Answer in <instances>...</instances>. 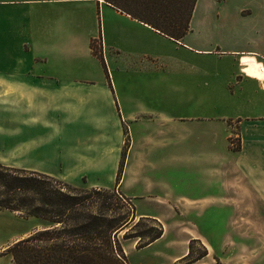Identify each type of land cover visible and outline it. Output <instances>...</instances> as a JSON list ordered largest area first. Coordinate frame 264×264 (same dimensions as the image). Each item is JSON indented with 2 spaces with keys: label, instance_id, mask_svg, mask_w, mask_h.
<instances>
[{
  "label": "crops",
  "instance_id": "obj_1",
  "mask_svg": "<svg viewBox=\"0 0 264 264\" xmlns=\"http://www.w3.org/2000/svg\"><path fill=\"white\" fill-rule=\"evenodd\" d=\"M263 2L197 0L190 32L175 42L104 0H0V163L63 180L73 163L91 188L117 186L137 220L165 228L148 249L170 236L169 212L195 211L214 226L205 211L264 208V79L253 72L254 64L264 69ZM212 33L226 37L225 50ZM214 57L229 58L230 110L217 84L207 96L202 90ZM173 98L183 110L175 116ZM233 136L240 151L230 149ZM221 146L243 169L222 160ZM172 167L200 182L198 192L171 197L156 179ZM193 240L208 250L193 264H210L212 239L203 232L185 238L174 262Z\"/></svg>",
  "mask_w": 264,
  "mask_h": 264
},
{
  "label": "trees",
  "instance_id": "obj_2",
  "mask_svg": "<svg viewBox=\"0 0 264 264\" xmlns=\"http://www.w3.org/2000/svg\"><path fill=\"white\" fill-rule=\"evenodd\" d=\"M104 2L166 38L180 42L190 32L197 0H104ZM91 48L105 66L95 43H92ZM122 169L123 163L117 181H120ZM102 197L107 198L103 201ZM115 198V194L108 191L79 190L50 176L7 167L0 163V212L21 214L27 219L39 221L44 227L35 230L28 238L8 250L14 264H125L122 251L113 240V235L130 226L135 218L125 215L121 218L111 216L107 219L102 211L91 213L86 206L103 201V210H111L107 204ZM141 220L156 224L158 231L147 237L146 243L142 234L126 238L139 239V249L155 243L164 234L163 226L157 221ZM194 242L203 247V253L191 258V245ZM207 255L208 251L203 244L193 240L189 246V254L180 262L193 264Z\"/></svg>",
  "mask_w": 264,
  "mask_h": 264
},
{
  "label": "rangeland",
  "instance_id": "obj_3",
  "mask_svg": "<svg viewBox=\"0 0 264 264\" xmlns=\"http://www.w3.org/2000/svg\"><path fill=\"white\" fill-rule=\"evenodd\" d=\"M209 40L211 43L216 44V49L219 48L221 50H225L227 48V39L224 35L212 33L209 35ZM211 59L215 62L211 61L209 65H206V67L211 71L204 73V76H202L200 80L204 96L209 94L206 90H212V88L215 89V84H217V89L220 92V103H224L225 107H228V110H230V106L233 104L235 99L231 98L226 90L228 89V83H223L225 76H228L229 74V58L214 57ZM217 68H219L218 73L216 72ZM231 86L234 92L238 91L236 83L231 84ZM172 100L174 106L173 108L175 109L173 116H175L183 112V110L181 107L177 108L179 105L175 104L178 99L173 98ZM186 115L188 117L197 116V113L187 112ZM238 141V138L234 136L229 140L231 150L235 152L241 150V145ZM127 148L128 144L125 145L123 154H126L128 150ZM222 150L223 146H221V157H223L222 160L225 161L226 164L229 163L233 166L236 164V166H241L243 169L244 164L238 156L224 155ZM160 153L163 152H154L157 156H159ZM1 164L4 166L14 167V164L17 165L19 163L1 161ZM54 164L55 163L52 162H46L43 166L51 167ZM60 164L63 163L60 162L59 165ZM70 165L72 167H70L69 170L66 172L63 171V175L66 176L65 180L61 179V177L58 176L59 174H56L55 177L69 183L70 186L79 190L94 189L88 184V181L90 180L88 176L81 178L82 180H77V178L82 177V170L80 169L79 171H75L76 167L73 166V163H70ZM171 170L170 175L158 177L156 179L168 187L166 190H168L169 194H171V197L175 198V200H180L183 197L188 198L191 190L193 192H198L200 182H196L195 179L187 178L186 171L182 168L178 169L172 167ZM120 182L121 181H118V184H120ZM128 187L131 188V185ZM159 188L160 189L158 191L162 195V189L161 187ZM96 190L108 191L110 194H115L116 198L114 200H110L107 204L111 210H103L104 207L102 203L107 197H102L103 201L101 202L97 201V203L87 204L86 206L91 213H98L102 211V213L108 217L107 219L111 216L121 218L125 215L130 216V218H135L134 222L130 226L113 235V240L118 243L122 251L125 264H184L185 262H180L181 260L174 262V257L182 253L185 246V238L190 236L192 232H203V234L212 239V241L209 242L210 245H208L212 249L211 257L208 259L210 264H264V208H255L251 210H245L243 208L205 211V217L211 219L214 218V222L216 223L214 226H206L205 224L202 225V219L197 216V212L195 211H185L181 217H176L175 213L169 212L168 218L172 221L168 225V232L170 236L165 240H162V242L153 248L148 249L146 247L147 249H139V239L126 238L142 234L145 236L144 243H146L147 237L153 236L158 231V226L148 220H137V213L133 202L126 198L122 193L117 192V186L110 190L98 188ZM163 195H165V189L163 191ZM116 199H118L119 202ZM176 212L179 216L181 215L179 210ZM171 215H173L172 217L174 218H171ZM158 223L163 226L162 223ZM136 225H138V227L135 228ZM43 228L44 227L41 223L35 219H27L18 213L1 211L0 264H14L12 256L8 253V250L16 243L28 238L35 232V230H41ZM163 229L165 232L164 226ZM204 247L207 249L206 246ZM191 248V258H196L203 253V247L198 243L194 242L191 245Z\"/></svg>",
  "mask_w": 264,
  "mask_h": 264
},
{
  "label": "bare ground",
  "instance_id": "obj_4",
  "mask_svg": "<svg viewBox=\"0 0 264 264\" xmlns=\"http://www.w3.org/2000/svg\"><path fill=\"white\" fill-rule=\"evenodd\" d=\"M253 72L264 79V69H260L258 65L254 64Z\"/></svg>",
  "mask_w": 264,
  "mask_h": 264
}]
</instances>
